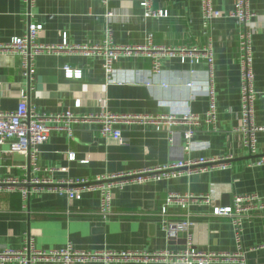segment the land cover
<instances>
[{
    "label": "crops",
    "instance_id": "0c3cea01",
    "mask_svg": "<svg viewBox=\"0 0 264 264\" xmlns=\"http://www.w3.org/2000/svg\"><path fill=\"white\" fill-rule=\"evenodd\" d=\"M142 0H35L28 8L22 0H0V41L23 35L29 22L43 24L38 41L58 44L66 34L76 45L100 43L111 29L114 43L138 46L152 34L156 47L201 48L212 42L214 63L211 82L217 116L216 128L205 122L210 97L206 92L208 66L182 62L178 57L160 59L159 74L152 70L153 59L141 54L121 56L116 62L120 72L136 78L134 82L107 84L100 56H85L79 52L42 53L34 60L35 73L29 83V102L37 110L55 113L72 110L75 114H96L103 109L130 116L116 124L123 142L100 134L96 120L74 124L72 138L51 132L40 147L39 165L51 169L43 176L67 181L77 177L96 178L152 168L187 157L224 156L233 159L225 169L201 173H184L170 179L130 183L112 191L113 215L98 214L100 198L95 192H84L80 199H69L48 185L22 183L11 190L3 180H28L37 176L29 167L26 155L11 153L0 145V250L21 249L25 233L34 238L37 249L50 250L71 242L77 250L136 252L131 259H118L109 264H169L174 257L164 259L163 251L177 253L189 245L205 252H234L238 249L231 221L215 215L212 206L197 198L212 194L222 205L231 203L235 194H264V164L251 165L264 155V131L258 134L259 153L249 155L242 147L239 127L240 70L237 59L235 20L226 14L234 0H213V6L223 14L208 26L202 20L201 0H153L155 9L167 10V16L144 18ZM250 8L264 11V0H250ZM113 12L112 16H107ZM257 31L252 38L255 88L264 90V17L257 19ZM80 69V78H69L63 67ZM191 81L194 88L187 89ZM27 84L22 74V58L16 54L0 55V111H13L19 102V88ZM77 101L79 104L77 105ZM189 110L198 114L201 123L195 127V149L183 154L179 143L168 139V121L158 117L173 114L172 128L184 131L181 120ZM256 121L264 125V98L255 102ZM185 122V123H184ZM73 153L74 158L69 154ZM3 183V184H2ZM31 190L26 200L21 187ZM171 194L193 195L188 210L176 202L166 205ZM166 205L168 220L179 223L190 219L188 230L164 231L158 213ZM186 213L189 214L185 215ZM154 224L155 226L153 227ZM264 210L251 212L245 218L240 248L243 261L214 259L210 264H264ZM144 256H149L144 260ZM170 260V261H169ZM7 264H19L10 262ZM35 264H60L38 260ZM76 264H104L100 259ZM178 264V263H177Z\"/></svg>",
    "mask_w": 264,
    "mask_h": 264
},
{
    "label": "built area",
    "instance_id": "2783aa9c",
    "mask_svg": "<svg viewBox=\"0 0 264 264\" xmlns=\"http://www.w3.org/2000/svg\"><path fill=\"white\" fill-rule=\"evenodd\" d=\"M107 4L108 0H101ZM27 6V14L31 16L30 8L35 0H22ZM153 0H142L141 6L144 9L143 17H161L167 16L168 12L164 9H155ZM202 20L205 26H208L214 19L223 14L213 6V0H201ZM113 12H108L107 16H112ZM235 20L238 26L237 31V59L240 70V120L237 131L242 136V147L249 155L259 153L258 134L264 131V125L256 121L255 102L258 97L264 98V90L259 91L255 88V73L253 60L252 38L257 31V19L264 17V11L258 13L250 8V0H234L232 9L226 14ZM43 24L38 22H29L27 30L23 35L15 36L8 41H0V55L16 54L22 58V74L27 79V84L19 88V102L17 108L13 111H0V145H7L8 151L26 155L29 159L30 170L37 176H30L28 180L11 178L9 180H0L8 185L6 188L11 190L15 185L22 183L26 185H48L50 189L65 194L69 199H80L84 192L90 191L98 194L100 205L98 214L102 217L113 215L112 191L115 188L122 189L130 183H143L148 181H157L170 179L180 176L184 173H201L213 169H225L230 165L233 155L224 156H200L197 158L187 157V159H178L167 164L152 168H141L125 173L111 174L96 178L77 177L67 181L55 180L50 176H43L44 172L51 169L41 168L39 165L40 147L48 140L51 132L63 133L72 138L74 134V124L79 121L96 120L100 123V134L105 138H113L118 142H123L121 129L116 126L119 120L129 119L130 116L115 114L108 109H103L99 113L75 114L68 109L61 112L46 113L41 112L29 102V83L35 73L34 60L37 55L42 53L58 52H79L85 56L96 55L102 58V66L105 73L107 84L134 82L136 78H131L121 73L116 62L121 56L131 54H141L153 59L152 70L159 74L160 59L164 56L178 57L182 62L200 63L204 61L208 66L209 80L206 86V92L210 97L209 107L205 113V122L216 128V102L214 90L212 87L211 76L214 63V51L212 42L209 41L201 48H166L156 47L153 44L152 34L147 36V42L138 46H121L113 42L111 29H106V35L98 44L76 45L71 44L66 34L62 35V41L58 44H42L38 41L39 32ZM65 75L69 78H80L82 71L72 68L69 65L63 67ZM187 89L194 88L191 81L185 83ZM79 101H77V105ZM168 121V139L171 144L179 143L183 154H189L195 149L193 139L195 127L201 123L198 114H193L189 110L182 113L181 120L188 124L184 131H178L172 128L176 116L170 114L158 117V121ZM184 122V123H185ZM69 157L74 158L70 153ZM264 164V155H260L251 162V165ZM2 183V184H3ZM24 200L31 193L30 188L24 186L20 189ZM193 195L180 196L171 194L167 198L166 205L176 202L182 209L188 210L190 199ZM201 198L207 204L212 206V212L215 215L227 217L231 221L233 236L238 249L234 252H205L194 246L193 237L188 230L194 226L190 219H184L179 223H173L168 220L167 206L164 205L158 216L160 218V227L164 231L185 230L188 236L189 245L175 254L163 251L159 255L164 259L174 257L175 261L169 264H210L214 259H224L237 261L244 260L243 252L240 248L241 238L244 230V221L251 212L264 210V194L244 193L235 194L228 205H222L216 202L212 194L201 195ZM185 215H188L186 213ZM264 249V244L259 246ZM136 252H115L103 251L93 252L86 250H77L71 242L64 247L50 250L37 249L34 244V238L25 233L24 245L21 249L5 248L0 250V264L18 262L19 264H35L38 260L49 262H59L60 264L85 263L90 260L100 259L104 264L118 259H131L137 257ZM149 256H144L148 260ZM170 261V260H169Z\"/></svg>",
    "mask_w": 264,
    "mask_h": 264
},
{
    "label": "water",
    "instance_id": "95a60500",
    "mask_svg": "<svg viewBox=\"0 0 264 264\" xmlns=\"http://www.w3.org/2000/svg\"><path fill=\"white\" fill-rule=\"evenodd\" d=\"M153 225V227L155 226L154 224H152Z\"/></svg>",
    "mask_w": 264,
    "mask_h": 264
}]
</instances>
